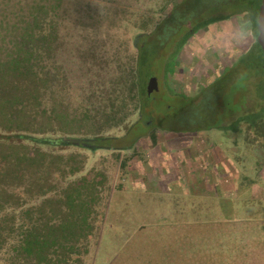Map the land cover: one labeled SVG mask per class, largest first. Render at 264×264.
<instances>
[{
	"label": "rangeland",
	"instance_id": "374dc122",
	"mask_svg": "<svg viewBox=\"0 0 264 264\" xmlns=\"http://www.w3.org/2000/svg\"><path fill=\"white\" fill-rule=\"evenodd\" d=\"M33 1L0 0V56ZM206 1L48 0L42 63L62 73L68 114L86 110L99 130L60 124L43 134L96 139L43 146L74 153V176L105 175L81 264H264V72L240 68L248 51H214L217 22L235 15L218 7L236 4ZM40 199L0 210V264H25L13 245Z\"/></svg>",
	"mask_w": 264,
	"mask_h": 264
},
{
	"label": "trees",
	"instance_id": "16d2710c",
	"mask_svg": "<svg viewBox=\"0 0 264 264\" xmlns=\"http://www.w3.org/2000/svg\"><path fill=\"white\" fill-rule=\"evenodd\" d=\"M220 1L234 2L236 6L218 7L231 10L218 15L257 11L258 5L254 6L250 0L244 7L239 2L244 0ZM55 6L48 0L33 1L13 22L5 23L6 32L12 37L7 40L8 50L0 56V210L20 204L28 197L41 198L38 205L29 207L32 211L27 210L35 214V219L23 225L26 227L13 245L25 264H81L105 179L95 169L74 176L80 170L74 153L64 155L43 146L74 145L76 140L83 145L96 139L50 138L43 134L56 133L61 125L66 133L98 132L86 110L81 112L79 120L68 114L56 98L61 90L58 86L63 83L62 73L51 72L42 63L49 43L46 36L53 33L47 16L55 11ZM246 58L251 60L249 65L254 71L264 72V57L258 45L239 57L240 68L247 66ZM140 94L147 95L143 86ZM82 119H86L84 126L79 124Z\"/></svg>",
	"mask_w": 264,
	"mask_h": 264
},
{
	"label": "clouds",
	"instance_id": "9594fccd",
	"mask_svg": "<svg viewBox=\"0 0 264 264\" xmlns=\"http://www.w3.org/2000/svg\"><path fill=\"white\" fill-rule=\"evenodd\" d=\"M225 21L228 22H217L211 38L218 55L227 56L231 52L236 58L256 45L264 46V11L236 13Z\"/></svg>",
	"mask_w": 264,
	"mask_h": 264
},
{
	"label": "water",
	"instance_id": "95a60500",
	"mask_svg": "<svg viewBox=\"0 0 264 264\" xmlns=\"http://www.w3.org/2000/svg\"><path fill=\"white\" fill-rule=\"evenodd\" d=\"M257 11H264V0H259ZM258 46L260 48L262 56L264 57V46H260V45ZM156 88H157V85H156L155 77L150 76L145 86V92L149 93L151 90L156 89Z\"/></svg>",
	"mask_w": 264,
	"mask_h": 264
},
{
	"label": "crops",
	"instance_id": "0c3cea01",
	"mask_svg": "<svg viewBox=\"0 0 264 264\" xmlns=\"http://www.w3.org/2000/svg\"><path fill=\"white\" fill-rule=\"evenodd\" d=\"M218 155V154H217Z\"/></svg>",
	"mask_w": 264,
	"mask_h": 264
}]
</instances>
